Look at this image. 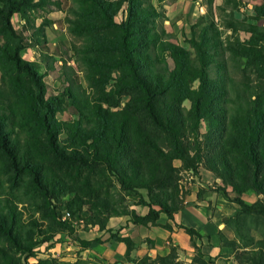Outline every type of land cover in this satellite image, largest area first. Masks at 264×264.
Here are the masks:
<instances>
[{
	"label": "trees",
	"instance_id": "16d2710c",
	"mask_svg": "<svg viewBox=\"0 0 264 264\" xmlns=\"http://www.w3.org/2000/svg\"><path fill=\"white\" fill-rule=\"evenodd\" d=\"M156 1L81 0L91 21L86 27L91 39L86 42H92L89 50L93 56L87 50L82 52L90 81L83 87L64 73L67 85L45 97L36 68L19 56L23 40L11 17L19 14L31 41L43 45L50 20L38 13L59 2L0 0V39L4 40L0 60L25 72L23 85L15 87L46 133L47 155L69 166V180L34 155L25 135L13 134L12 140L4 137L1 123L10 124L12 119L8 110L11 92L4 85L0 86V150L15 169L33 167L31 182L38 190L45 193L48 188H63L65 193H75L78 202L86 197L83 201L92 202L94 208L90 209L96 210V218L101 214V203H105L102 207L109 212L108 217L125 215L136 225H154L160 213L172 218L185 204L181 172L197 173L199 168L221 180L218 190L226 198V187L237 195L248 189L260 194V208L249 206L241 197L231 200L240 207V215L264 218V27L234 19L230 10L238 7V0H223L218 9L225 14L226 28L244 27L248 38L229 35L223 39L213 14H199L190 26L189 48H185L164 28L166 18L159 5L163 0ZM123 5L126 15L116 21ZM254 10L264 17V0ZM38 18L41 20L36 23ZM250 73L256 76L253 82ZM195 81L197 86L193 87ZM124 97L127 100L122 103ZM185 100L189 107L183 105ZM66 105L78 114L69 126L55 118ZM201 120L209 122V133L204 137L199 130ZM62 132L66 138L60 142L57 135ZM116 184L127 192L145 189L146 199L139 196L134 205L147 207L146 214L129 208L128 202L101 196L102 191L111 196L109 188ZM115 201L122 202L121 209L110 203ZM107 218L99 222L102 229ZM180 227L196 250L188 264H215L196 244L198 232ZM220 237L221 244L228 246L229 240ZM116 239L128 249L132 247L129 237ZM24 240L17 224L8 222L0 210V264H82L53 257L29 263L27 256L23 260L18 255L31 251L29 243L23 245ZM256 244L258 249L250 252V260L264 264V241ZM137 263L183 264L172 244L165 255H144Z\"/></svg>",
	"mask_w": 264,
	"mask_h": 264
},
{
	"label": "rangeland",
	"instance_id": "374dc122",
	"mask_svg": "<svg viewBox=\"0 0 264 264\" xmlns=\"http://www.w3.org/2000/svg\"><path fill=\"white\" fill-rule=\"evenodd\" d=\"M58 6H52L46 11H40L38 16H45L50 20L45 28L46 42L38 45L30 39V32L24 26L19 14L11 17V23L16 32L22 37L23 48L19 53L22 60L30 62L41 77L43 83V93L45 97L55 95L62 91L66 82L64 73L73 79V82L83 87L88 86V68L83 60L82 52L89 51L91 43L86 40L91 39L86 31L87 23H90L86 13V7L81 4V0H57ZM156 4V0H152ZM223 0H163L159 3L160 8L164 10L165 20L164 28L174 34V39L185 48H189L186 39L190 36V26L200 14L207 16L213 14V18L224 39L229 35L238 37L240 40L248 38L249 34L239 27L226 28L225 14L218 6ZM263 0H238V7L230 10L234 19L242 23H250L258 28L264 27V17L255 12V6L260 5ZM229 10L225 12H230ZM126 15V7L123 5L115 15V20L120 21ZM73 20V21H67ZM41 18L36 20L39 23ZM82 34L81 37H78ZM4 40L0 39V43ZM90 42V41H89ZM81 50H78V47ZM87 46V47H86ZM264 50V43H261ZM77 48V49H75ZM80 49V48H79ZM168 65L172 67V59L167 58ZM235 73V76H239ZM25 72H18L10 65L0 60V86L4 85L11 92V104L8 106L10 124L1 123V129L7 140H12L13 134H21L27 137V141L36 157L43 163L67 177L69 180V166L59 160L50 157L45 151L46 133L39 124L38 119L25 107L24 95L15 85H23L26 80ZM256 76L250 73V81H255ZM197 86V81L193 87ZM127 97L122 99V103ZM185 107H189L187 100L183 101ZM55 118L61 121L65 126H69L78 119L76 110L66 105L63 109L55 113ZM199 130L204 137L209 133V122L201 120ZM66 138L65 132L57 135V140L63 142ZM205 140L202 138V142ZM176 166L180 165L179 160H174ZM32 166L26 167V170L15 169L8 158L0 150V210L8 217V222L14 221L20 228L22 236L25 239L24 244L31 246V251L18 252V255L24 260L27 256L29 263H35L40 258L53 257L61 261L79 260L82 264H96L92 261H85L80 258L79 251L88 243L87 237H92L95 241L102 242V237L107 233H102L101 223L109 216L106 208L102 207L105 203L98 204L101 214L98 218L94 216L95 211L92 202H84L86 197L78 202L75 193H65V190L55 187L54 190L48 188L47 192H42L32 185L31 175ZM34 170V169H33ZM65 177V178H66ZM198 172H181V186L186 196L193 189L199 179ZM218 179V178H217ZM221 180L214 181L208 188L220 194L227 202H210L206 205L209 215H212L217 233L229 240L228 253H221L213 257L215 264H252L250 252L258 249L256 242L264 241V218L254 216L253 214H239L240 207L231 199L241 197L249 206L260 208L258 201L261 195L252 189L237 195L230 187H226L228 198L223 196L218 190L221 186ZM59 189V190H58ZM203 192L199 186L197 191L200 197ZM109 194L101 192V196L128 202L129 208L134 205L139 196L146 199L145 189H136L134 191H124L116 184L113 189L109 188ZM122 202H110L117 209H121ZM216 204L222 205L221 209ZM141 206V205H140ZM66 213L69 215L66 217ZM63 225L59 228V225ZM63 229V230H62ZM62 230V231H58ZM119 231V230H118ZM118 233V232H117ZM116 233H110L109 237H115ZM250 237L252 241H250ZM30 239V241H29ZM195 242H196V238ZM222 237H220L221 241ZM223 241V240H222ZM25 247V246H23ZM202 249V245L200 246ZM204 251L210 249V240H205ZM264 252V246L261 247ZM196 250H191L182 256L183 264L190 263ZM76 258V259H75Z\"/></svg>",
	"mask_w": 264,
	"mask_h": 264
},
{
	"label": "crops",
	"instance_id": "0c3cea01",
	"mask_svg": "<svg viewBox=\"0 0 264 264\" xmlns=\"http://www.w3.org/2000/svg\"><path fill=\"white\" fill-rule=\"evenodd\" d=\"M198 175L200 177L186 196L184 206L172 218L160 213L154 225L145 226L131 223L125 215L110 216L102 230V233H107L102 237V242L87 237V245L79 251L80 258L96 264H138L137 259L144 255H165L172 244L176 246L179 259L182 260V256L193 249L190 236L180 226L190 227L198 232L200 237L196 238V244L202 245L201 250L206 256L213 258L218 254L228 253V249L221 244L214 224L215 218L206 210V205L210 202L227 201L208 188L214 181H218L211 172L199 168ZM199 186L203 189L200 197L197 194ZM216 207L221 209L222 205L216 204ZM133 209L141 215L147 212V207L142 205L134 206ZM110 233H116L118 238L129 237L132 247L128 249L123 242L109 237ZM205 240H210L207 252L203 247Z\"/></svg>",
	"mask_w": 264,
	"mask_h": 264
},
{
	"label": "built area",
	"instance_id": "2783aa9c",
	"mask_svg": "<svg viewBox=\"0 0 264 264\" xmlns=\"http://www.w3.org/2000/svg\"><path fill=\"white\" fill-rule=\"evenodd\" d=\"M69 214L68 213H66V217L68 216Z\"/></svg>",
	"mask_w": 264,
	"mask_h": 264
}]
</instances>
